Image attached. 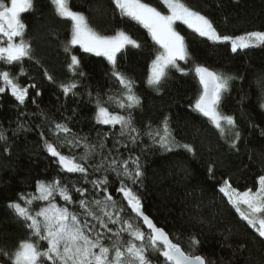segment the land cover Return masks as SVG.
I'll list each match as a JSON object with an SVG mask.
<instances>
[{
  "label": "trees",
  "instance_id": "1",
  "mask_svg": "<svg viewBox=\"0 0 264 264\" xmlns=\"http://www.w3.org/2000/svg\"><path fill=\"white\" fill-rule=\"evenodd\" d=\"M145 2L167 13L161 0ZM185 3L207 16L222 35L264 31V0H185ZM70 7L84 13L90 25L101 34L114 35L123 30L141 44L140 48L127 46L120 52L116 66V70L134 82L133 90L140 98V105L131 110L119 109L111 102L105 105L122 115L131 111L140 135L133 144L127 136H120L119 125L96 122L98 97L102 101H107L109 96L123 98L124 89L112 75L113 66L105 58L85 53L80 47L65 52L71 38V22L56 14L51 0H34V8L22 14L32 57L13 65L0 62V71H10L29 89L23 105L9 90L0 93V133L6 137L0 140V249L11 252L29 236L25 222L8 207L9 203H23L21 195H38L37 182L54 178L69 187L87 189L90 200L93 196L103 198L90 181L107 176L108 192L125 207L122 215L132 217L133 223L148 233L142 221L127 208L122 193L117 191L120 180L115 174L103 170L95 172L92 167L100 164L104 156L117 159L139 156L144 175L142 183L132 187L141 197L144 214L163 228L173 242L179 243L186 252H192L190 238L195 236L200 243L194 252L204 256L208 264H264V238L247 225L219 191L225 180L239 191L255 190L258 177L264 175V108L261 107L264 103V87L261 86L264 46L233 53L229 42H212L177 23L176 28L185 37L189 53L187 61L177 63L187 74L171 68L157 89L150 87L147 79L159 46L146 29L121 16L113 0H70ZM71 54L80 60L75 75L68 68ZM197 64L234 77L229 91L223 95L221 110L236 121L240 138L235 148L230 146L231 133L222 137L206 117L193 109L202 91L194 72ZM81 71L83 76L79 74ZM45 72L53 79L49 80ZM73 81L78 84L75 94L65 95L60 85ZM165 118L176 141L192 145L194 152L182 147L165 151L153 142L148 133L161 130ZM55 123L67 124L73 135L86 137L90 144L103 142L106 145L90 155L87 182L80 173L63 171L57 159L47 151L46 141L60 143L54 133ZM59 150L77 159L84 154L83 147L64 146ZM72 195L74 200L81 198L79 193ZM53 202L68 206L84 219L78 204L65 205L58 194ZM45 205L46 202L38 201L32 208L39 210ZM109 227L117 230L120 225ZM108 237L115 239L111 233H106L105 244H110ZM122 238L130 239L126 233ZM41 246L46 247V242H41ZM149 251L153 264H164L161 256ZM3 261L4 257L0 256V264Z\"/></svg>",
  "mask_w": 264,
  "mask_h": 264
},
{
  "label": "snow or ice",
  "instance_id": "2",
  "mask_svg": "<svg viewBox=\"0 0 264 264\" xmlns=\"http://www.w3.org/2000/svg\"><path fill=\"white\" fill-rule=\"evenodd\" d=\"M116 9L121 16L135 21L147 30L151 39L159 46L155 58L151 62L150 74L147 84L159 89L162 81L168 75V70L174 68L187 74L180 68L178 61H187L189 53L185 43V37L177 30L176 24L180 22L189 29L198 33L201 37H207L213 42H230L231 51L237 53L240 50L264 46V31H251L238 36L222 35L218 32L213 22L199 11L193 10L185 3V0H161L167 13L146 3L145 0H113ZM56 14L71 22V38L65 46V52L79 46L85 53L105 57L113 66L112 75L123 86V98L109 96L107 101L99 97L96 101V122L113 127L119 125L120 136H127L135 144L140 133L134 126L131 111L127 115L110 111L106 103H115L122 110H131L140 105V98L134 92V82L123 73L116 70L117 54L127 46L140 48L141 44L129 33L118 30L114 35H103L96 31L89 23L84 13L74 11L70 7V0H51ZM34 8V0H0V62L13 65L22 62L26 57H32V46L25 39L26 24L22 21V14ZM69 70L75 75L79 69V58L71 54ZM194 72L202 86L193 105V109L204 117L224 137L231 133V147L235 148L240 138L236 130V121L233 116L225 114L221 110V101L224 93L229 91L230 81L234 79L223 73L216 72L203 65H195ZM21 74L23 70L21 69ZM81 76L84 73L79 72ZM49 80L53 77L45 72ZM264 87V82H262ZM35 87V85H31ZM65 95L75 94L78 84L73 81L60 85ZM10 90L11 95L23 105L28 95V87L18 82V77L10 71H0V93ZM40 93L37 92V95ZM91 95V93H89ZM34 102V101H33ZM264 108V103L261 104ZM54 133L59 144L45 142V147L50 155L57 159L58 165L67 173H80L85 177L89 174L88 159L97 148L104 149L106 145L100 142L98 145L90 144L87 138H80L72 134L71 129L64 123L54 124ZM135 134V135H133ZM153 142L165 151H172L176 147H182L188 152H194L192 145L180 144L172 136L168 119L162 121V129L155 133L149 132ZM71 137V138H69ZM6 137L0 133V140ZM83 147L84 154L77 159L74 155H65L59 149ZM127 147V145H124ZM118 151V149H117ZM111 150H109V155ZM93 167V171L112 172L120 180L117 189L122 193L127 203V208L142 220L148 233L133 223L132 217L122 215L125 207L120 205L108 192L109 179L104 176L101 179L90 181L94 190H99L102 199L93 196L87 198L88 190L69 187L60 179L54 178L49 182L38 181V195H21V202H10L8 207L13 209L19 219L25 222L29 231L27 239L21 240L11 252L0 249V256L4 257L2 264H153L150 251L164 258V264H208L206 258L195 254L194 250L199 245V240L193 236L190 238L192 252H186L179 243L173 242L169 234L158 227L153 220L145 215L142 208L141 197L132 185L142 183L144 175L140 164V157L127 159L109 158L104 156L101 163ZM212 169L209 168V172ZM127 181V183H126ZM219 191L228 198V202L239 213L261 238H264V175L258 177V187L253 190L248 188L239 191L228 180H225ZM79 193L80 199L74 200L72 193ZM65 202V205L78 204L82 209L81 214L71 211L68 206H59L53 200L56 195ZM46 202L45 206L34 210V202ZM88 218H91V223ZM109 225H120L114 230ZM103 229L104 232H101ZM95 233V236L92 234ZM111 233L115 239L110 244H105V234ZM126 233L130 239L123 240L122 234ZM46 242V247L41 246ZM139 242V243H137Z\"/></svg>",
  "mask_w": 264,
  "mask_h": 264
},
{
  "label": "rangeland",
  "instance_id": "3",
  "mask_svg": "<svg viewBox=\"0 0 264 264\" xmlns=\"http://www.w3.org/2000/svg\"><path fill=\"white\" fill-rule=\"evenodd\" d=\"M177 23H180V22H177ZM186 26V25H185ZM192 30V29H191ZM198 34V33H197ZM199 35V34H198ZM205 38H207V37H205ZM208 39V38H207ZM211 41V40H210ZM213 42V41H212ZM215 43H221V42H215ZM230 43V42H229ZM76 47H79V46H76ZM159 51H160V49H159ZM89 54H92V53H89ZM119 54V53H118ZM117 54V55H118ZM92 55H94V54H92ZM94 56H96V55H94ZM98 57H103V56H98ZM103 58H105V57H103ZM106 59V58H105ZM107 60V59H106ZM108 61V60H107ZM10 91V90H9ZM11 93V92H10ZM109 126H111V125H109Z\"/></svg>",
  "mask_w": 264,
  "mask_h": 264
},
{
  "label": "water",
  "instance_id": "4",
  "mask_svg": "<svg viewBox=\"0 0 264 264\" xmlns=\"http://www.w3.org/2000/svg\"><path fill=\"white\" fill-rule=\"evenodd\" d=\"M142 221V220H141ZM143 223V222H142ZM144 226V225H143ZM144 228L149 232L150 230H148L147 228H146V226H144ZM162 257V256H161ZM163 258V257H162ZM164 259V258H163Z\"/></svg>",
  "mask_w": 264,
  "mask_h": 264
}]
</instances>
